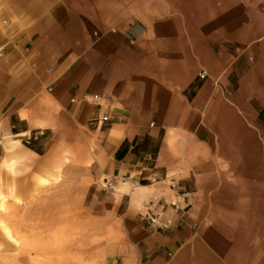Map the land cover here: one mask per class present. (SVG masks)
<instances>
[{
  "label": "crops",
  "instance_id": "crops-1",
  "mask_svg": "<svg viewBox=\"0 0 264 264\" xmlns=\"http://www.w3.org/2000/svg\"><path fill=\"white\" fill-rule=\"evenodd\" d=\"M51 21L39 39L12 29L0 35L2 132L36 141L58 122L87 129L88 168L103 186L112 183L103 202L137 247L126 263L162 264L200 234L220 171L264 167V33L224 49L202 79L201 60L192 73L180 56L176 70L155 72L146 52L131 49L134 39L109 59L76 52ZM96 94L112 99L109 111L91 103ZM107 112L109 122L98 125ZM121 184L129 185L122 194ZM161 213L173 221L168 230L146 220Z\"/></svg>",
  "mask_w": 264,
  "mask_h": 264
},
{
  "label": "rangeland",
  "instance_id": "rangeland-1",
  "mask_svg": "<svg viewBox=\"0 0 264 264\" xmlns=\"http://www.w3.org/2000/svg\"><path fill=\"white\" fill-rule=\"evenodd\" d=\"M29 1L37 8L35 14L17 8L14 0H0L1 36L7 38L8 32L12 29L18 33L27 32L33 39L45 37V31L48 30L47 27L44 29L45 19L49 18L53 26L50 29L59 31L62 37L66 36L68 43L72 44L71 47L76 52H89L90 55L98 57L105 55L109 59L115 55L117 49L113 51V45L115 48L118 43L128 44L131 39L136 41L131 49L139 51L140 36L146 29L142 20L134 18L138 14L132 9H127L120 15L118 12H105L102 4L96 0ZM230 1L235 5H246L247 10L241 13L237 9L242 15L227 17V21H217L209 32L201 33L197 37L201 46L204 44L203 41L209 40L207 48L212 50L208 52L206 62L209 66L215 64L216 55L220 56L224 49H232L236 45L240 47L243 41L258 39L264 33V0L215 2L217 8L224 10L225 6L222 4ZM14 11H17L16 15ZM10 16L15 17L9 19ZM183 23L181 21L180 28L185 34L186 56L199 60V53L192 47L193 38L188 35ZM111 35H116L119 39L111 40ZM105 42L110 47L107 52ZM144 47L148 51L145 54L146 65L155 72H162L166 68L176 70L180 66L178 59L171 57L177 53L181 55L179 43L167 44L160 41L153 46L148 41ZM167 56H170L169 60ZM184 62L187 63V57ZM186 63L185 65L188 64ZM203 64L202 59L201 69L202 72H206L208 69ZM52 126L53 131L46 135H38V139L34 141L32 138L16 137L10 132H2L0 124V185L4 190L8 189V185L15 187V197H9L7 205V212L11 215L10 224L20 233L29 235L35 243L37 241L36 245L41 250L33 252L32 258L38 259L40 264H58L57 254L50 249V244L46 245L50 233L58 231L59 227L54 226L51 232L46 231L45 223L49 211L55 223L62 221L69 229L73 264H113L114 261H118V264L122 262L127 264L126 260L136 254L137 247L134 237L127 231L125 222L114 213L112 207L108 208L104 204L107 189L104 188L103 182H98L88 166L73 157L61 168L59 165L62 163L51 162L47 158L52 148L62 152V149L84 146L87 152H90L92 141L88 130L75 123L58 122ZM7 140H19L24 147H22L24 153L26 149H30L38 156L28 153L29 163L10 168V165L4 163L6 155L3 144ZM234 167V170L227 167L219 172V184L212 197L210 217L201 223L200 233L213 227L212 219L224 224V218L229 217L230 220L242 223L248 212L253 215L255 221L259 219L264 221V208L254 210L246 206L247 199L264 202V167L258 169L256 164L243 163H236ZM120 188L117 187L116 191L121 194L127 192V189ZM65 224L60 227H64ZM200 237L199 234L178 255L168 258L162 264H196L201 250L213 255L212 247ZM254 238L253 235L250 240ZM251 241L244 244L246 249L251 248L253 244ZM5 249L0 247V264H5L7 257L16 254L14 250ZM24 257L26 260L29 258L28 255Z\"/></svg>",
  "mask_w": 264,
  "mask_h": 264
},
{
  "label": "bare ground",
  "instance_id": "bare-ground-1",
  "mask_svg": "<svg viewBox=\"0 0 264 264\" xmlns=\"http://www.w3.org/2000/svg\"><path fill=\"white\" fill-rule=\"evenodd\" d=\"M102 4L105 12H118L124 14L127 9H132L137 12L136 19H140L145 24L146 31L142 33L139 41V50L148 52L145 49V44L149 41L151 45L158 42H166L167 44L177 42L181 45V55L177 53L172 55V58L178 59L180 56L183 60L187 57L186 69L189 72H194L198 69L196 58L186 56L185 34L181 31V21L189 36L193 38V50L199 53V59L204 60V66L210 69L207 65L208 52L212 50L207 48L209 40L203 41L201 44L198 41V35L209 32L217 21H227V17H235L242 15L243 11L247 10L246 5L223 3L225 7L217 8V0H96ZM209 3V4H208ZM16 5L25 11L35 14L37 8L33 2L29 0H17ZM207 5V6H205ZM241 12L239 13L238 10ZM132 21V20H130ZM192 27V28H190ZM202 34V35H203ZM111 40H118L116 35L110 36ZM195 43V44H194ZM187 45V44H186ZM106 52L109 51L108 43H104ZM204 48V49H203ZM116 49L113 45V51ZM149 50V49H148ZM117 51V49H116ZM193 51V52H195ZM179 54V56H177ZM169 140V144L171 143ZM22 144L19 140H7L3 144V150L6 155L4 163L14 168L18 164L29 163L28 153L33 156H38L37 153L30 149H26V153L22 150ZM24 148V147H23ZM59 151V150H58ZM52 148L48 155V160L58 162L61 168L64 164L70 162L71 157L77 161L86 164L88 167L91 164V156L83 146L75 149L68 148L62 152ZM23 152V153H22ZM129 185L121 184L120 189L128 188ZM14 186L8 185V189L0 185V247L5 250H14L16 254L12 257H7L5 264H40L38 259L32 258L33 252H38V248L34 240L29 235L22 234L13 228L10 224L11 215L7 212L9 197H15ZM119 189V190H120ZM118 190V189H117ZM144 190V188H140ZM17 201V200H16ZM246 206L254 210L264 208V202L256 200H246ZM68 213V211H67ZM50 214V215H49ZM48 220H46V231L52 230L54 226H59L58 231L50 233L46 245H51L50 249L57 254L56 262L58 264H73L71 259L72 243L70 239L69 229L62 222H54L50 211ZM224 224H220L217 220H213V227L209 230L202 231L200 238L207 242L214 250L213 255L204 253L203 250L198 253L196 264H264V221L254 220L253 215L249 212L245 216L242 223L235 220H230L229 217L224 218ZM65 224L64 227H60ZM224 225V228H222ZM55 228V227H54ZM255 236L254 240H250ZM251 241V248L246 249L245 243ZM215 254V255H214ZM24 255H28L26 260ZM208 256H211L209 258ZM222 261V262H221Z\"/></svg>",
  "mask_w": 264,
  "mask_h": 264
},
{
  "label": "built area",
  "instance_id": "built-area-1",
  "mask_svg": "<svg viewBox=\"0 0 264 264\" xmlns=\"http://www.w3.org/2000/svg\"><path fill=\"white\" fill-rule=\"evenodd\" d=\"M207 76L206 72H201L200 78L204 79ZM91 103L95 106L102 107L109 111L112 108L113 102L109 96L96 94L93 95L91 98ZM110 120L109 113L107 112L104 116L97 119L98 125H104L108 123ZM104 188L114 190L113 185L108 180L104 184ZM173 207H176V203L172 204ZM146 220L150 223V225L159 231L168 230L172 226V219L167 217L165 213L161 214H151L150 216L146 217Z\"/></svg>",
  "mask_w": 264,
  "mask_h": 264
}]
</instances>
